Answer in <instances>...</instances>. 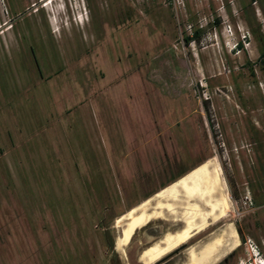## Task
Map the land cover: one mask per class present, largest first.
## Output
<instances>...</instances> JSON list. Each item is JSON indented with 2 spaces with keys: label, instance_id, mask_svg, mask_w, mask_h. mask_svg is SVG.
<instances>
[{
  "label": "rangeland",
  "instance_id": "obj_1",
  "mask_svg": "<svg viewBox=\"0 0 264 264\" xmlns=\"http://www.w3.org/2000/svg\"><path fill=\"white\" fill-rule=\"evenodd\" d=\"M48 1L0 0V264H141L177 225L139 230L123 258L117 218L213 157L234 210L196 240L231 221L241 245L218 264L261 262L259 7ZM196 240L157 264H183Z\"/></svg>",
  "mask_w": 264,
  "mask_h": 264
},
{
  "label": "bare ground",
  "instance_id": "obj_2",
  "mask_svg": "<svg viewBox=\"0 0 264 264\" xmlns=\"http://www.w3.org/2000/svg\"><path fill=\"white\" fill-rule=\"evenodd\" d=\"M45 1L49 6L50 2ZM160 189L117 218L114 247L123 258H126L128 246L137 232L156 220L173 221L177 227L166 231L159 240L152 241L140 252L138 259L141 264H157L165 256L231 217L234 210L222 168L215 157L208 158L185 176ZM240 245L234 223L227 221L188 246L185 252L187 260L183 264H218Z\"/></svg>",
  "mask_w": 264,
  "mask_h": 264
},
{
  "label": "trees",
  "instance_id": "obj_3",
  "mask_svg": "<svg viewBox=\"0 0 264 264\" xmlns=\"http://www.w3.org/2000/svg\"><path fill=\"white\" fill-rule=\"evenodd\" d=\"M254 5H257L263 15V18H264V0H250V6L253 8V10H255V6ZM256 15V14H255ZM252 28V31L254 33H257V29L254 28L253 26H251ZM260 31H261V28H260ZM259 39L260 41L262 42V45H261V61L263 63V67H264V33L261 31V36H259Z\"/></svg>",
  "mask_w": 264,
  "mask_h": 264
},
{
  "label": "water",
  "instance_id": "obj_4",
  "mask_svg": "<svg viewBox=\"0 0 264 264\" xmlns=\"http://www.w3.org/2000/svg\"><path fill=\"white\" fill-rule=\"evenodd\" d=\"M206 160H207V159H206ZM206 160H205V161H206ZM205 161H203V162H205ZM203 162H202V163H203ZM202 163H200V164H202ZM193 168H194V167H193ZM193 168L190 169L188 172L184 173L183 175H181L180 177H178V178L175 179V180H178V179H180L181 177L185 176L187 173H189L191 170H193ZM175 180L172 181L171 183H169V184L163 186L162 188H165L166 186L172 184L173 182H175ZM159 190H161V189H159ZM159 190H158V191H159ZM158 191H156L155 193H153V195L156 194ZM153 195H151V196H153ZM151 196H148V197H146L145 199H148V198H150ZM145 199H144V200H145ZM140 203H141V202H140ZM140 203H138V204H136V205H133L129 210H131V209L134 208L135 206L139 205ZM126 212H127V211H126ZM123 214H124V213H123Z\"/></svg>",
  "mask_w": 264,
  "mask_h": 264
},
{
  "label": "clouds",
  "instance_id": "obj_5",
  "mask_svg": "<svg viewBox=\"0 0 264 264\" xmlns=\"http://www.w3.org/2000/svg\"><path fill=\"white\" fill-rule=\"evenodd\" d=\"M260 255V254H259ZM256 264H264V259L261 262H255Z\"/></svg>",
  "mask_w": 264,
  "mask_h": 264
},
{
  "label": "flooded vegetation",
  "instance_id": "obj_6",
  "mask_svg": "<svg viewBox=\"0 0 264 264\" xmlns=\"http://www.w3.org/2000/svg\"><path fill=\"white\" fill-rule=\"evenodd\" d=\"M231 257H233V255L230 256L228 259H226L225 262H226V263L229 262V259H230Z\"/></svg>",
  "mask_w": 264,
  "mask_h": 264
}]
</instances>
